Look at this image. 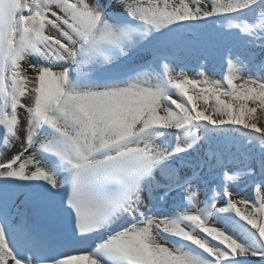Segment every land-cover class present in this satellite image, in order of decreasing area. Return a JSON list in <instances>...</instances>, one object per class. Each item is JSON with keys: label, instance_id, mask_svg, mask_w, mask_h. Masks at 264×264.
<instances>
[{"label": "snow or ice", "instance_id": "1", "mask_svg": "<svg viewBox=\"0 0 264 264\" xmlns=\"http://www.w3.org/2000/svg\"><path fill=\"white\" fill-rule=\"evenodd\" d=\"M0 264H264V0H0Z\"/></svg>", "mask_w": 264, "mask_h": 264}, {"label": "bare ground", "instance_id": "2", "mask_svg": "<svg viewBox=\"0 0 264 264\" xmlns=\"http://www.w3.org/2000/svg\"><path fill=\"white\" fill-rule=\"evenodd\" d=\"M214 51H213V54H211L212 55V59H211L212 62H208L210 68H213V66L217 65L220 62H223V59L221 58L222 57V47L217 49V50H214ZM190 56H191L190 58L187 57V59L184 61V63H185V65H192V66H190L189 70H196V68L193 65L194 64L193 62H195V60L198 61L197 56L192 54V53L190 54ZM178 65H180V64H178ZM216 78H218V77H216ZM18 146L19 145L17 144V147ZM15 150L16 149H13L12 151H15ZM8 154H10V153H8V152L4 153V155H8ZM244 194L251 196L253 194L252 193V189L251 188H247L246 191L244 192ZM176 197H177V194H174L173 198L175 199ZM233 198H237V197L234 196Z\"/></svg>", "mask_w": 264, "mask_h": 264}, {"label": "rangeland", "instance_id": "3", "mask_svg": "<svg viewBox=\"0 0 264 264\" xmlns=\"http://www.w3.org/2000/svg\"><path fill=\"white\" fill-rule=\"evenodd\" d=\"M211 58H212V56L209 57V61H208V62H212ZM197 64H198V63H197ZM197 64L194 65L195 68H197ZM181 66H182V65H181ZM190 66H192V65H190ZM190 66H189V68H187L186 70H189V69H190ZM216 66H217V69H215V71H216V73H219V72H221V70L224 68V62H220V63H218V65L213 66V69H214ZM194 67H193V68H194ZM216 77L220 78L219 75H217ZM10 154H11V153H10ZM10 154H9V155H10ZM6 156H8V155H6ZM247 188H250V187H246V188H245V191H246ZM177 196H178V194H177ZM202 198H203V197H201V199H202Z\"/></svg>", "mask_w": 264, "mask_h": 264}]
</instances>
